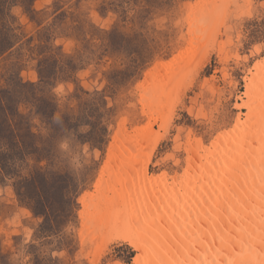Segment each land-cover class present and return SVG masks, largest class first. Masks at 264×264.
Wrapping results in <instances>:
<instances>
[{
  "label": "rangeland",
  "instance_id": "374dc122",
  "mask_svg": "<svg viewBox=\"0 0 264 264\" xmlns=\"http://www.w3.org/2000/svg\"><path fill=\"white\" fill-rule=\"evenodd\" d=\"M214 3L216 28L204 40L207 46L195 44L194 51L203 0H36L32 7L13 0L7 5L9 16L0 15V91L9 88L4 104L20 112L22 129L28 123L37 134L25 142L36 141L42 153L33 155L30 147L27 160H12L18 163L9 172L0 163V264H134L138 252L112 239L109 230L84 237L81 197L95 193L120 133L134 134L153 123L138 159L143 162L154 146L149 177L179 176L181 183L190 169L189 144L212 149L218 137L247 118L249 109L241 106L248 102L246 84L264 59V0H212L208 8ZM187 53L174 73L157 76L160 87L151 84L150 118L142 89L149 73ZM40 68H46L43 76ZM19 76L36 85L18 87ZM253 124L245 128L254 129L251 134L260 122ZM105 134L107 142L101 141ZM0 135L8 136L0 141L13 142L1 128ZM37 166L67 172L86 187L74 210L71 203L60 205L62 195L56 193L57 210L45 220L19 196V179Z\"/></svg>",
  "mask_w": 264,
  "mask_h": 264
},
{
  "label": "bare ground",
  "instance_id": "6f19581e",
  "mask_svg": "<svg viewBox=\"0 0 264 264\" xmlns=\"http://www.w3.org/2000/svg\"><path fill=\"white\" fill-rule=\"evenodd\" d=\"M210 1L203 0L200 7L202 24L194 29L190 51L196 50L195 44L206 47L216 28L219 5L214 3L212 10L207 6ZM188 54L149 73L142 89L150 118L151 84L157 76L174 73V65ZM255 69L244 92L248 102L241 105L249 109L247 118L240 119L233 132L218 137L212 149L189 144L190 169L181 183L179 176L172 181L167 176L149 177L154 146L143 162L138 159L153 123L134 134L120 133L95 193L81 197L84 237L109 230L112 239L123 240L138 252L134 264H264V100L258 102L264 97V59ZM255 122L260 124L251 134L254 129L249 133L245 128ZM234 146L242 150L232 151Z\"/></svg>",
  "mask_w": 264,
  "mask_h": 264
},
{
  "label": "trees",
  "instance_id": "16d2710c",
  "mask_svg": "<svg viewBox=\"0 0 264 264\" xmlns=\"http://www.w3.org/2000/svg\"><path fill=\"white\" fill-rule=\"evenodd\" d=\"M12 1L13 0H0V15L6 14V16H9L7 12V5ZM25 1L30 7H32L34 1L36 0ZM45 57L46 56L43 57L44 60L47 58ZM43 62H41V64H43ZM45 69L46 68H40V76H43V71H45ZM19 78L20 81L18 87L21 86L20 88L36 85L34 82H25L20 76ZM9 91V88L7 90L0 91V101L3 104L0 109L3 110L2 112L6 117L5 119L4 116H1L5 119V121H3V119L0 120V128L5 132H9L10 136L13 137V142H9V144L5 140L0 141V146L3 147L2 152H0V163L2 164L4 171L8 172L12 171L15 167L14 165L18 163L17 161L13 163L11 162L12 160H16L18 158L27 160L28 156L31 154V152H29L30 147H33V155L39 152L42 153L41 146L36 143V141L29 144L25 142V137L27 135L36 138L37 134L31 129L28 123L25 126V130L22 129V125H20L22 121H17L20 112L18 113L17 110L12 112L11 108L4 104V96L7 95ZM18 92L21 91L18 90ZM39 111L46 116H49L47 109H40ZM88 115L90 116V114ZM0 137L7 139L8 136L0 135ZM102 137L101 141L107 142V135L105 134ZM18 187L20 188V190H18L19 196L28 202L33 211L36 212V214L43 216L45 220H49L51 216H53L52 212L57 210L54 209L56 204L59 203L55 198L56 193H61L62 195L60 205L65 204L64 206L66 208V206L71 203L74 210L78 205V194L86 188H80L77 182H75L72 176H70L67 172L60 173L52 168L50 169L46 167L45 169H42L38 166L35 167L28 175L22 176L21 179H19ZM59 208H61V206ZM59 212L61 213L62 211ZM56 217L58 218V216Z\"/></svg>",
  "mask_w": 264,
  "mask_h": 264
}]
</instances>
